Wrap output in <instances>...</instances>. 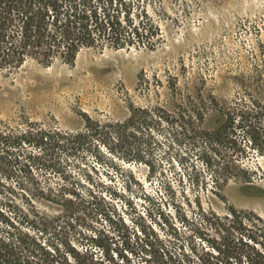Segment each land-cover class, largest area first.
I'll return each instance as SVG.
<instances>
[{
	"label": "rangeland",
	"instance_id": "1",
	"mask_svg": "<svg viewBox=\"0 0 264 264\" xmlns=\"http://www.w3.org/2000/svg\"><path fill=\"white\" fill-rule=\"evenodd\" d=\"M147 11L163 33L153 49L84 48L70 62L28 58L0 71V129L77 132L84 113L106 123L125 120L134 106H160L182 117L172 132L181 124L190 131L176 144L174 134L155 131V174L131 148L93 140L75 162L105 211L48 202L52 175L4 159L0 208L35 242L31 264H79L78 253L89 263L264 264V233L238 242L240 233L215 217L233 206L264 219V128L253 140L241 118L264 107V0H152ZM37 210L51 223L42 226ZM143 231L170 255L134 251Z\"/></svg>",
	"mask_w": 264,
	"mask_h": 264
},
{
	"label": "trees",
	"instance_id": "2",
	"mask_svg": "<svg viewBox=\"0 0 264 264\" xmlns=\"http://www.w3.org/2000/svg\"><path fill=\"white\" fill-rule=\"evenodd\" d=\"M151 1L0 0V71L20 67L28 58L45 64L56 57L70 62L84 48L144 46L153 49L163 39V33L148 15L147 6ZM252 113L242 112L241 118L249 122L245 124L248 127L246 132L254 140L261 136L257 125L264 128V107ZM83 117L84 126L77 132L32 123L21 128L0 129V161L7 159L25 171L31 172L36 167L48 172L56 180L51 179V183L43 188V195L48 202L58 203L66 210L87 203L105 211L98 196L84 181V178L87 182L91 180L89 172L75 162L77 158L82 159V151L91 150L93 140L106 145L114 139L119 145L131 148L135 160L145 163L155 174L157 167L152 151L159 144L155 131L164 128L170 135L174 134V144L182 141L181 132L190 131L181 124L179 126L183 131L172 132L177 119L182 117L160 106H134L123 121L102 123L86 113ZM232 121L236 119L232 117ZM24 144L34 146L38 151L24 150ZM69 165L73 166V170ZM218 183L219 179L216 180ZM228 210L226 215L216 214L215 217L219 227L240 233L238 242H243L246 236L254 239L256 234L264 233V219L254 211L239 210L233 206ZM35 216L42 226L51 223L49 215L40 210ZM135 236L134 251L154 260L170 255L157 235L143 231V236ZM27 239L28 236L16 231L13 221L0 208V264H31V257L37 249L35 242ZM77 258L79 264H136L128 258L123 263L115 260L98 263L93 258L89 263L79 253Z\"/></svg>",
	"mask_w": 264,
	"mask_h": 264
}]
</instances>
